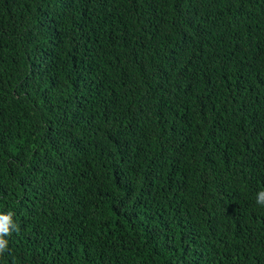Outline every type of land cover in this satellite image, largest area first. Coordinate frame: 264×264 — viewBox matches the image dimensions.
Segmentation results:
<instances>
[{
  "label": "trees",
  "instance_id": "1",
  "mask_svg": "<svg viewBox=\"0 0 264 264\" xmlns=\"http://www.w3.org/2000/svg\"><path fill=\"white\" fill-rule=\"evenodd\" d=\"M264 0H0V264H264Z\"/></svg>",
  "mask_w": 264,
  "mask_h": 264
},
{
  "label": "clouds",
  "instance_id": "2",
  "mask_svg": "<svg viewBox=\"0 0 264 264\" xmlns=\"http://www.w3.org/2000/svg\"><path fill=\"white\" fill-rule=\"evenodd\" d=\"M256 203L264 205V190H261L256 195ZM14 213L8 211L0 213V255H3L8 250V239L12 232L18 231L19 227L13 220Z\"/></svg>",
  "mask_w": 264,
  "mask_h": 264
}]
</instances>
